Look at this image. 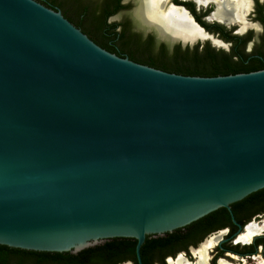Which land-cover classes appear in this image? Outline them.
Returning <instances> with one entry per match:
<instances>
[{
    "label": "water",
    "instance_id": "95a60500",
    "mask_svg": "<svg viewBox=\"0 0 264 264\" xmlns=\"http://www.w3.org/2000/svg\"><path fill=\"white\" fill-rule=\"evenodd\" d=\"M262 188L264 68L165 72L34 0H0V245L74 254L130 238L141 264L146 236Z\"/></svg>",
    "mask_w": 264,
    "mask_h": 264
},
{
    "label": "flooded vegetation",
    "instance_id": "af4514ba",
    "mask_svg": "<svg viewBox=\"0 0 264 264\" xmlns=\"http://www.w3.org/2000/svg\"><path fill=\"white\" fill-rule=\"evenodd\" d=\"M34 1L46 8L58 11L74 27L88 36V38H90V36H96L98 39L102 38L104 40V36L107 34L102 32V26L110 23L115 24V31L124 29L125 33L127 32L128 35L139 36L141 40H145V43L148 42L145 46L140 45V47H135L130 42H124V40H116L113 42L110 40L108 42L114 45V47L118 46L125 51H134L137 55L140 53L139 56H142V58H149L152 65L135 60H133V62L162 71L165 70L157 67V65L168 64L167 62L170 60L169 57L171 56L173 46L178 45L180 49L184 47L190 48L192 46L188 44L182 45V43H172L169 46L162 41H156L154 34L151 32L143 33L142 31L133 30L128 17L125 15L130 8L131 0ZM216 6L215 0H212L211 3L209 2L206 5L198 4L196 0H162L161 3V8L170 7L173 9H180L199 26L198 20L204 23H215L223 26L225 23H219V21L212 18ZM140 7L141 0H137L138 10L136 9V12L142 21L147 23L143 20L142 16H140L141 14L139 15ZM118 14H121L119 20H111L112 17ZM247 18L253 20V22L257 24V28H259L258 32L255 34V38L253 37V32L251 30H244L245 28L243 29L239 22L234 24H238L240 27L238 29H243V31L239 32V30L234 27H229L227 29H230L231 35L238 37L236 49L241 50L244 54L248 55V57L260 58L258 62L262 63L264 66V0H250L249 10L245 14V19ZM245 22L248 23L246 20ZM147 24L158 30L155 25L150 23ZM160 33L165 36H170L171 38L174 36L169 33ZM209 34L215 36L212 33ZM90 40L93 41L91 38ZM179 40L181 42V39ZM224 43L227 44V49L231 46V43ZM95 44L98 45L97 43ZM147 45H150V47L146 48ZM98 46L101 47L100 45ZM227 49L225 51H227ZM255 64H257V62ZM263 221L264 190L259 194H255L248 200L229 206V211L226 209L223 211L221 210L210 219L203 220L191 226L179 228V230L174 229L161 236L153 237L157 242L154 241V247H151L149 250L150 253L146 257V261L148 264H174L177 260H180L183 264H195L197 261L196 251L200 245L208 239L217 237L216 242L207 250L206 264H264V231L253 234L249 241L244 242L240 240V236L246 231L248 225L254 223L258 226H262ZM139 259L140 263L144 264L140 254ZM72 264H134V262L131 257H128L127 253L124 252L111 260L104 259L103 257L101 258L97 253H94L85 261L75 260V263Z\"/></svg>",
    "mask_w": 264,
    "mask_h": 264
},
{
    "label": "trees",
    "instance_id": "16d2710c",
    "mask_svg": "<svg viewBox=\"0 0 264 264\" xmlns=\"http://www.w3.org/2000/svg\"><path fill=\"white\" fill-rule=\"evenodd\" d=\"M198 22L206 32L212 33L224 42L231 43V46H229L227 51L215 49L210 46L208 42H203L201 44L195 43L190 48L184 47L183 49H180L178 45H175L172 47L171 56L169 57L170 60L167 62L168 64H159L157 67L165 70V72L204 77L245 73L259 70L264 67L262 63L258 62V59L260 58L248 57V55L244 54L241 50L236 49L238 37L231 35L230 29L215 23H204L199 20ZM102 32L107 34L104 36V40L102 38L98 39L96 36H90V38L100 45L101 48H104L119 57H127L132 61L135 60L152 65L149 58H142V56H139L140 53L137 55L134 51H125L118 46L114 47V45H111L110 42H108L110 40L112 42L116 40H124V42H130L135 47H140V45L145 46L148 43L147 41V43H145V40H141L139 36L128 35L127 32L125 33L124 29L115 31V24L113 23L103 25ZM148 47H150V45L146 46V48ZM252 61H256L257 64ZM263 190L264 188L252 192L243 199L230 204V206L248 200L255 194L261 193ZM221 210L223 211L225 209L218 208L184 227L210 219ZM177 230H179V228H177ZM154 241L157 242L152 236H146L143 244L139 248V254L140 257L143 258L144 264H148L146 257L149 255L151 247H154ZM134 246L135 240L133 239L110 238L104 240L100 244L84 248L72 254L69 252L56 253L28 251L0 245V264H72L75 263V260L85 261L94 253H97L101 258L103 257L104 259L111 260L124 252H126L127 256L131 257L134 264H136Z\"/></svg>",
    "mask_w": 264,
    "mask_h": 264
},
{
    "label": "bare ground",
    "instance_id": "6f19581e",
    "mask_svg": "<svg viewBox=\"0 0 264 264\" xmlns=\"http://www.w3.org/2000/svg\"><path fill=\"white\" fill-rule=\"evenodd\" d=\"M196 1L200 5H206L207 3L212 2V0ZM161 3L162 0H141L139 15L141 14L140 16H142V18H145L152 24L156 25L162 33H169L174 35L172 37L173 39H177L176 36H178L183 38H179L181 39V41L185 42L193 41L198 38L207 39L208 36L210 37L209 40L214 45H216L212 41L213 37L202 32L195 24V22H193L190 17L186 16L184 12H182L180 9H173L170 7L161 8ZM215 4H217V6L212 14V18L216 21L225 23L227 25L239 22L242 25V28H244V26L247 24L245 22V14L249 10L250 0H215ZM262 224V226H258L254 223L248 225L246 231L240 236V240L244 242L249 241L250 237L253 234L264 231V221ZM216 240L217 237H213L204 241L200 245V247L196 251L197 261L195 264H206L207 250L216 242ZM174 264L183 263L180 262V260H177Z\"/></svg>",
    "mask_w": 264,
    "mask_h": 264
},
{
    "label": "rangeland",
    "instance_id": "374dc122",
    "mask_svg": "<svg viewBox=\"0 0 264 264\" xmlns=\"http://www.w3.org/2000/svg\"><path fill=\"white\" fill-rule=\"evenodd\" d=\"M136 9H137V0H131V4H130V8L129 10L127 11V13L125 14L129 21H130V24H131V27L133 30L135 31H142L143 33L145 32H151L154 34V38L156 41H162L164 43H166L167 45H171L172 43H181L179 39H173L171 38L170 36H165V35H162L155 27L151 26V25H148L147 23H150L152 24L151 22H149L148 20H146L145 18H143V20L147 23H144L142 21V19L138 16L137 12H136ZM247 13V12H246ZM121 17V14L119 15H116L114 17L111 18V20H119ZM248 23V25L246 24L244 26V30H251L253 32V37L255 38V34L258 32V29L257 28V24L255 22H253V20H251L250 18L248 19H245ZM212 22V21H210ZM154 25V24H153ZM156 26V25H155ZM224 26V25H223ZM157 27V26H156ZM225 28H229V27H234L236 29L240 28L238 24H228L227 26H224ZM212 41L216 44L214 45L213 43H210L209 39L210 37L207 36V39H195L193 41H191V45L195 44V43H203V42H208L210 46H212L213 48L215 49H219V50H223L225 51L227 49V44H225L224 42H222L223 44L220 43V39H218L217 37L215 36H212ZM176 38H181V37H178L176 36ZM183 39V38H181ZM220 40V41H217V40ZM188 42H186L187 44ZM219 43V44H218Z\"/></svg>",
    "mask_w": 264,
    "mask_h": 264
}]
</instances>
